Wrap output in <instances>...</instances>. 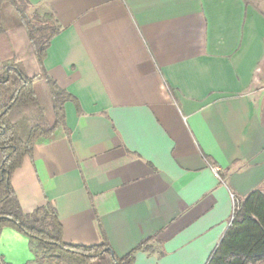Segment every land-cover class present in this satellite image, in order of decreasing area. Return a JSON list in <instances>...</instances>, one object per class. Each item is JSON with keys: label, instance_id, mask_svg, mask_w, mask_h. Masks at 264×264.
Listing matches in <instances>:
<instances>
[{"label": "crops", "instance_id": "0c3cea01", "mask_svg": "<svg viewBox=\"0 0 264 264\" xmlns=\"http://www.w3.org/2000/svg\"><path fill=\"white\" fill-rule=\"evenodd\" d=\"M28 1L73 100L11 177L23 212L49 201L66 244L134 264H206L231 194L264 195V0ZM33 245L0 230L5 264H40Z\"/></svg>", "mask_w": 264, "mask_h": 264}, {"label": "trees", "instance_id": "16d2710c", "mask_svg": "<svg viewBox=\"0 0 264 264\" xmlns=\"http://www.w3.org/2000/svg\"><path fill=\"white\" fill-rule=\"evenodd\" d=\"M28 0H0V230L11 227L33 242L53 264H134V251L118 257L106 241L69 245L54 206L25 213L11 186L14 171L31 156L38 138L64 125L65 103L73 97L44 69L46 49L58 28L50 14L28 13ZM144 242L136 249L141 248ZM264 263V195L237 199L229 226L206 264ZM0 264H5L0 259Z\"/></svg>", "mask_w": 264, "mask_h": 264}, {"label": "rangeland", "instance_id": "374dc122", "mask_svg": "<svg viewBox=\"0 0 264 264\" xmlns=\"http://www.w3.org/2000/svg\"><path fill=\"white\" fill-rule=\"evenodd\" d=\"M29 15L31 16L32 13H29ZM38 258H39V260H43V262H46L48 264H53V263L48 262V259H46L45 254L41 251H38ZM62 264H66V263H62ZM67 264H71V263H67Z\"/></svg>", "mask_w": 264, "mask_h": 264}, {"label": "built area", "instance_id": "2783aa9c", "mask_svg": "<svg viewBox=\"0 0 264 264\" xmlns=\"http://www.w3.org/2000/svg\"><path fill=\"white\" fill-rule=\"evenodd\" d=\"M213 169H214L215 171H217V168H216V167H213ZM231 199H232V206H233V210H232V215H233V212H234V210H235V208H236L237 199L234 197L233 194H231ZM231 220H232V216H231ZM231 220H230V221H231Z\"/></svg>", "mask_w": 264, "mask_h": 264}]
</instances>
